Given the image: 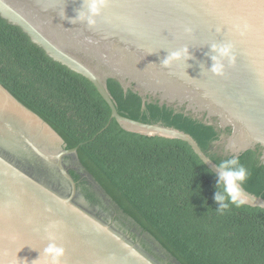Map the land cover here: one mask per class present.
Here are the masks:
<instances>
[{
  "label": "water",
  "instance_id": "1",
  "mask_svg": "<svg viewBox=\"0 0 264 264\" xmlns=\"http://www.w3.org/2000/svg\"><path fill=\"white\" fill-rule=\"evenodd\" d=\"M82 12L86 0H0V17L90 80L110 119L126 131L183 140L219 177L189 133L120 114L106 86L110 77L124 89L132 83L143 97L185 105L204 121L216 118L220 128H231L226 150L238 155L258 144L264 164V0H107L92 26L78 18ZM214 45H231V62ZM184 50L180 60L163 65ZM213 56L224 65L221 76L211 72ZM63 145L46 120L0 83V264H44L53 242L65 249L62 264H162L88 207L68 168L86 179L102 205L111 197L80 162L77 147ZM241 191L247 205L264 209L261 195Z\"/></svg>",
  "mask_w": 264,
  "mask_h": 264
},
{
  "label": "trees",
  "instance_id": "2",
  "mask_svg": "<svg viewBox=\"0 0 264 264\" xmlns=\"http://www.w3.org/2000/svg\"><path fill=\"white\" fill-rule=\"evenodd\" d=\"M0 83L60 134L64 148L77 147L80 162L111 202L102 205L86 179L69 170L76 187L160 263L264 264L263 208L246 204L218 211V176L188 143L123 129L110 119L108 104L90 80L50 58L1 17ZM106 86L120 114L189 133L217 165L239 157L250 172L243 187L264 198L260 145L231 154L224 147L231 128H220L216 118L207 122L185 105L143 97L132 83L124 89L116 78H108Z\"/></svg>",
  "mask_w": 264,
  "mask_h": 264
},
{
  "label": "clouds",
  "instance_id": "3",
  "mask_svg": "<svg viewBox=\"0 0 264 264\" xmlns=\"http://www.w3.org/2000/svg\"><path fill=\"white\" fill-rule=\"evenodd\" d=\"M106 3L107 0H86L87 13H80L78 18L81 20L87 19L89 26L94 25V17L100 14L101 9L106 6ZM213 51L217 52L219 57L227 58L231 62V45H223L219 48L214 45ZM185 54L186 50L172 52L162 63L164 66H168L173 61L180 60ZM212 59L214 63L211 67V72L217 76L223 75L224 65L216 56H213ZM217 167L219 169L218 190L214 199L220 205L218 211L223 213L232 206L236 208L245 206L248 201L241 191V188L249 178V170L240 162L239 157L223 160ZM49 227L51 229H56L57 226L52 224ZM50 239L55 240V235H50ZM43 255L45 257L44 264H62V258L65 256V249L53 242L44 249Z\"/></svg>",
  "mask_w": 264,
  "mask_h": 264
},
{
  "label": "flooded vegetation",
  "instance_id": "4",
  "mask_svg": "<svg viewBox=\"0 0 264 264\" xmlns=\"http://www.w3.org/2000/svg\"><path fill=\"white\" fill-rule=\"evenodd\" d=\"M66 159V158H65ZM68 159V158H67ZM71 170L68 168V171ZM76 190L78 193L81 194V196L83 197V199L85 200V202L87 203L89 208H93V212L94 214H96L97 216H99L101 219H103L104 221L108 222L109 224L113 225L115 228H117L119 231H121L123 234H127L128 233L126 231H124V226H120V223H117L116 220L112 219V216L109 214V216H105L104 213H108L106 211H104V209L102 208V206L100 204H94L93 206L90 205L87 200L84 198L81 188L80 187H76ZM127 225V224H126ZM120 226V227H119ZM137 242V241H136ZM139 244V243H138Z\"/></svg>",
  "mask_w": 264,
  "mask_h": 264
}]
</instances>
